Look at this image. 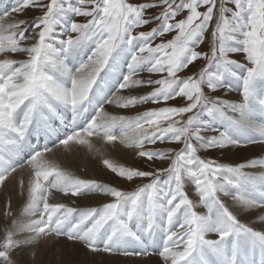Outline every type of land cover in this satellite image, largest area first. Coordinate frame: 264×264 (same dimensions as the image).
Listing matches in <instances>:
<instances>
[{"label": "snow or ice", "instance_id": "6c2138e0", "mask_svg": "<svg viewBox=\"0 0 264 264\" xmlns=\"http://www.w3.org/2000/svg\"><path fill=\"white\" fill-rule=\"evenodd\" d=\"M29 9L40 15L13 17ZM220 90L238 102L213 95ZM178 99L183 106L134 117L105 111ZM93 138L162 167L117 164ZM249 144L264 145V0H14L0 10V187L28 171L18 209L5 203L0 264L60 237L92 253L158 254L163 264H257V255L264 264V157L227 165L200 155ZM76 147L124 181L148 182L125 191L49 158ZM54 194L111 201L79 210L50 202ZM256 210L258 228L239 218Z\"/></svg>", "mask_w": 264, "mask_h": 264}, {"label": "bare ground", "instance_id": "6f19581e", "mask_svg": "<svg viewBox=\"0 0 264 264\" xmlns=\"http://www.w3.org/2000/svg\"><path fill=\"white\" fill-rule=\"evenodd\" d=\"M0 2H3V0H0ZM0 10H2L1 6H0ZM14 15L16 14H13V16ZM23 16L24 15L18 16L16 20L23 19ZM226 94L228 98V100L226 99L227 101L238 102L239 95L237 92L235 91L227 92ZM140 110H141V107L121 109L112 104L105 105V111L112 115H124V116L134 117L135 115L140 113L139 112ZM92 114L94 113L90 111V113L88 114V117L90 118ZM202 120L207 123L212 122V119L210 117H208L207 119H202ZM93 143L96 145L97 148H106L107 150L104 152V156L116 162L117 164H120L126 167H130V166L132 167L136 165L135 161L137 159V156H135V149L124 148L122 145H117V147L113 149L110 146L103 145L102 141L97 140L95 138H93ZM57 151L59 152V150ZM212 153L214 154L213 158L215 159H222L224 161H229L231 163L235 162L236 164H239V163L245 162L253 158L264 157V145L249 144V145L241 146V147L225 148L223 150L215 149L212 151ZM49 158L55 159L63 168L67 169L73 175L80 177V178L96 180L100 183L115 186L119 189H123L127 182V181H124L116 177L114 173L104 168L101 162V158L99 156L90 154L88 150L83 147H76L70 153L60 152L59 155H55V156H53L52 154H49ZM159 163L161 166L162 165L161 162ZM248 171H260V170L259 169H249ZM20 179H23L25 181V184L27 183V180H28L27 170L18 171L16 174L13 175L12 178H10L9 181L5 182L4 187H0V227L6 228L7 226L6 221L2 215L6 201L10 199L12 209L17 210L23 200V198L20 197L18 194ZM132 186H133V183H131V187ZM49 199H50V202L64 203L67 206L77 208L79 210L80 209L85 210L89 208H100L103 206V204L111 201V197L100 195V194H91V195L80 196V197H72L71 195L64 196L63 194H54L53 196H50ZM197 211H203V209H197ZM259 211L260 210H256L252 212H245L244 214H241L239 218L242 220V222L251 223L253 227L258 228L259 224L255 222L253 218L259 214ZM156 237L159 240L158 243L162 245V234L161 235L157 234ZM47 243L51 244V246L55 245V248H58L59 250L58 252L59 254H61L62 247H69L75 253L82 254L78 256V258L81 257V259H83L84 256H87L103 264H115L118 262H122V264H124L123 262L130 263V264H163V261L158 256V254L147 256V257H139V256L125 257V256H120V255H109L106 253H92L89 250H87V248L84 247L80 242L78 241L69 242L68 239L64 237L50 238ZM43 245L44 246L42 247L45 248L46 244H43ZM64 250L66 251V248ZM159 250H160L159 248L155 249L156 252H158ZM21 251L22 252L20 251L18 252L21 258V261H20L21 264H30L29 258L31 259L36 254L37 255L41 254V252L35 251V254L33 255L34 252L31 251L30 248H24ZM57 259H60V258H57ZM38 262L39 264L42 263L39 260Z\"/></svg>", "mask_w": 264, "mask_h": 264}, {"label": "rangeland", "instance_id": "374dc122", "mask_svg": "<svg viewBox=\"0 0 264 264\" xmlns=\"http://www.w3.org/2000/svg\"><path fill=\"white\" fill-rule=\"evenodd\" d=\"M14 2V0H3V2H0V6L2 7V10L6 7V6H10L12 3ZM6 5H5V4ZM5 7H4V6ZM23 19H27L29 22H31L35 17H37L38 15H40L39 11L38 10H26L25 13L23 14ZM15 19L18 18V15H14L13 16ZM79 22H83L84 21V18H76ZM152 26H155V25H152ZM168 37H166L165 39H167ZM159 42V41H157ZM201 49L202 50H207V43H205L204 45L201 46ZM236 59H241L240 56H236L234 57ZM203 62H197L196 66H190V68L188 70H186L185 72L181 73V75L183 76H187L195 71H197V69L200 67V65L202 64ZM148 74L147 73H144L142 74V77L141 78H147ZM153 79L157 78L155 76L152 77ZM151 91V88H143L141 90V92L143 93H147ZM226 91L225 90H220L218 92H216L215 94H213L214 96H219L221 97L222 99H227V94L225 93ZM165 106H183V102L181 100H173V101H169L167 102V104H164V103H160V104H145V105H142V106H137V108H140L141 107V110L139 111L140 113L147 110V109H152V108H160V107H165ZM208 117L204 116L202 117V119H207ZM206 135H211L212 133H205ZM155 147V146H154ZM157 148H160V149H163V150H168V149H176L178 148L179 146L178 145H175V144H158L156 146ZM168 148V149H166ZM213 150L209 151V152H202L200 153L201 156H207L209 158H212L214 160H216L217 162L219 163H222V164H227V165H235L236 163H231L229 161H224L222 159H215L213 158L214 154L212 153ZM136 165L135 166H132L134 168H138L140 170H144V171H152L154 170L155 168H159V167H162V165L160 166V163L158 161L154 162V163H151L149 164L148 162H146L144 160V158H139L137 157L136 161H135ZM131 167V166H130ZM148 182L147 180H141V179H136L135 181L133 182H126V185L125 187L122 189V190H125V191H134L136 189V187L138 186H141L143 183H146ZM131 183H133V186L131 187ZM81 210V209H80ZM4 230H5V227H0V240H3V237H4ZM161 235V234H160ZM156 240L157 242H159V240L157 239L156 237ZM70 242V240H68ZM46 244V247L43 248L42 246H44L42 244V246L38 249H30L31 251H33L35 253V251H38V252H41V254H36L35 256H33V258H29V262L30 264H39L38 260L42 263L40 264H103V263H99L97 262L96 260L92 259V258H89L87 256H84L83 259H81V257L78 258V256L82 255V254H77L75 253L73 250H71L69 247H62L61 249V254H59V250L58 248H55V245L54 246H51V244H48V243H45ZM66 248V251L64 250ZM159 247H157L156 249H158ZM88 250V249H87ZM22 252V251H20ZM80 253V252H78ZM16 255V256H15ZM40 256V257H38ZM57 256V257H56ZM38 258V260H37ZM57 258H60V259H57ZM14 260L16 261V264H21L20 261H21V258H20V255L19 253H15L14 254ZM31 260V261H30ZM124 264H130V263H125L123 262ZM115 264H122V262H118V263H115Z\"/></svg>", "mask_w": 264, "mask_h": 264}]
</instances>
